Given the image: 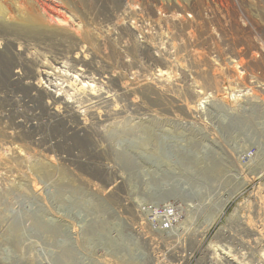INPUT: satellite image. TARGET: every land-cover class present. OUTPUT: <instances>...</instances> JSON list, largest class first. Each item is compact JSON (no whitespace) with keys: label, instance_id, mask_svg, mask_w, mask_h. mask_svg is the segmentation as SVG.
<instances>
[{"label":"rangeland","instance_id":"374dc122","mask_svg":"<svg viewBox=\"0 0 264 264\" xmlns=\"http://www.w3.org/2000/svg\"><path fill=\"white\" fill-rule=\"evenodd\" d=\"M241 7L145 37L123 0H0V264H263L264 0ZM28 70L80 139L18 126Z\"/></svg>","mask_w":264,"mask_h":264},{"label":"built area","instance_id":"2783aa9c","mask_svg":"<svg viewBox=\"0 0 264 264\" xmlns=\"http://www.w3.org/2000/svg\"><path fill=\"white\" fill-rule=\"evenodd\" d=\"M196 2L203 3L202 12L195 11L193 6ZM125 6L123 0V12L129 15L128 28L139 29L140 34L145 37L149 34L141 33V30L147 27L146 24L167 30L172 24L192 23L209 31L210 25L218 19L217 16L223 18L224 24L230 25L232 18L239 15L236 10H240L241 14L243 11L241 0H140V3L126 0ZM219 23L220 20L216 25ZM245 23L247 24V19Z\"/></svg>","mask_w":264,"mask_h":264},{"label":"bare ground","instance_id":"6f19581e","mask_svg":"<svg viewBox=\"0 0 264 264\" xmlns=\"http://www.w3.org/2000/svg\"><path fill=\"white\" fill-rule=\"evenodd\" d=\"M41 66V65H40ZM44 67V66H43ZM48 68V67H47ZM43 70V69H42ZM39 72V71H38ZM37 73V72H36ZM43 73V72H40V74ZM35 73L31 72L30 70L24 72V74L22 75H19L17 76L14 81H12V85L16 88V89H19L23 95L25 96V101H18L21 102L20 105H19V108H21V112H20V119H19V122H18V126L20 128H29V129H38L40 126H44L46 123H43V122H38V116H40L41 114L43 113H50L53 118L52 119H57L54 124V127L56 131H59V127L61 126H66V125H69L70 127L67 129V131L69 132V137L71 138H75V136L80 139L77 134L78 133H87L84 131L83 129V126H81V123L82 121H80V118L74 114H70V111L69 110H66V115L64 116H57L56 113H52V106H54L58 101L57 98H54L50 95H48L47 93L44 92V90L38 85V81L37 82H33V78L35 77L36 78V75H34ZM38 75V73H37ZM44 77H45V69H44ZM41 74V76H43ZM34 78V79H35ZM47 78V77H46ZM106 79V78H105ZM33 80V81H32ZM36 80V79H35ZM110 81V80H109ZM104 82V81H103ZM106 83V82H105ZM41 89V90H40ZM109 89V88H108ZM14 106L16 104V101L13 102ZM62 104V103H61ZM59 105V104H57ZM64 105V104H63ZM61 106V105H60ZM59 107V106H58ZM65 107V106H64ZM55 108V106H54ZM63 108V107H62ZM67 108V107H66ZM65 109V108H64ZM60 110V109H59ZM56 112V111H55ZM61 112V111H60ZM69 113V114H68ZM61 114V113H60ZM68 116H72L74 117L76 120L74 123H71L69 120H68ZM57 117V118H56ZM98 117V116H97ZM95 118V117H94ZM93 118V119H94ZM82 120V118H81ZM50 122V121H49ZM53 122V121H52ZM50 122V123H52ZM49 123V125H51ZM88 126V125H87ZM86 126V127H87ZM48 127V126H47ZM62 128V127H61ZM41 129V128H40ZM88 129V128H87ZM65 130V129H64ZM65 132V131H64ZM27 133V132H26ZM84 133L81 135L83 136ZM55 134V133H54ZM68 135V134H67ZM31 138V137H30ZM79 141V140H78ZM216 245L215 242L211 243L208 248L211 250L210 252L212 253V257L214 261H211L209 262L210 264H222L221 261L224 260V262L226 264H230L228 262V260L226 261V257L227 256V253L223 250V252L225 253H221L220 255H224L225 258L223 257H219V258H216ZM220 246V245H219ZM230 247V246H227V248ZM220 249V247H219ZM223 249V248H222ZM224 249H226L224 247ZM228 250V249H227ZM226 250V251H227ZM221 251V250H220ZM229 251V250H228ZM264 252V251H263ZM218 253V252H217ZM230 252H228L229 254ZM232 253V251H231ZM218 255V254H217ZM230 255V254H229ZM210 257V256H209ZM208 257V258H209ZM233 257V256H230V258ZM235 257V256H234ZM262 257H263V264H264V253L262 254ZM217 259V260H215ZM222 259V260H220ZM234 259V258H233ZM236 260V259H235ZM231 261V259H230ZM241 262V260H240ZM249 262V261H248ZM251 262V261H250ZM260 263V262H259ZM239 264V263H238ZM243 264V263H242ZM252 264V263H251Z\"/></svg>","mask_w":264,"mask_h":264}]
</instances>
